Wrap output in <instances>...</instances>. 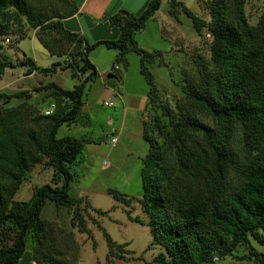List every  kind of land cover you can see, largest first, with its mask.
Here are the masks:
<instances>
[{
    "label": "trees",
    "instance_id": "obj_1",
    "mask_svg": "<svg viewBox=\"0 0 264 264\" xmlns=\"http://www.w3.org/2000/svg\"><path fill=\"white\" fill-rule=\"evenodd\" d=\"M58 1L60 6L47 13L36 11L27 0H0V47L1 38L26 19L51 54L68 57L44 68L31 57L16 65L27 66L28 74L70 69L75 77L90 71L73 89L56 82L41 86L50 92L54 104L50 114L32 118L34 122L45 121L44 131L23 127V111L18 108L6 109L7 113L0 115L1 264H18L29 236L37 264H71L51 249L47 222L42 217L47 201L74 208L72 224L82 232L88 230L80 207L82 199L69 192L76 179L72 167L80 162L87 139L58 138L57 131L64 123L78 121L85 84L98 74L89 58L91 50L99 45L114 49L115 63L122 62L125 67L129 64L127 53L137 52L140 71L150 86L148 96L155 101V77L148 63L161 51L145 50L136 33L159 10L162 0H149L137 14L126 10L106 13L101 20L115 27L117 34L94 42L65 25L64 20L78 12L77 1ZM245 1L209 0L210 21H206L182 1L170 0L171 13L181 5L198 33L206 28L211 34L213 71L203 74L201 90L190 93L193 109L181 112L179 118L154 111L143 129L148 151L143 159L140 202L149 218L152 244L161 249L153 264H221L227 256L247 255L256 263L261 260L252 242L264 246V11L258 23L250 25L244 13ZM229 3L234 12H230ZM9 66L15 63L0 58V78ZM26 93L0 96L13 98ZM198 112L210 114L215 124L198 119ZM45 157L55 169L54 184L35 188L29 200H15L31 168ZM113 194L121 196L114 190ZM106 235L110 254L116 242ZM240 246L249 249V254L235 255Z\"/></svg>",
    "mask_w": 264,
    "mask_h": 264
},
{
    "label": "rangeland",
    "instance_id": "obj_2",
    "mask_svg": "<svg viewBox=\"0 0 264 264\" xmlns=\"http://www.w3.org/2000/svg\"><path fill=\"white\" fill-rule=\"evenodd\" d=\"M27 1L38 12L51 13L53 7L60 6L58 0ZM180 1L202 19L210 21L209 0ZM170 7V0H162L159 10L136 33L139 45L145 50L161 51L153 63H148L155 77V101L148 96L150 86L140 71V55L129 51V64L125 67L122 62L115 63L116 50L99 45L89 55L97 63L98 74L85 84L78 121L64 123L57 131L58 138L73 136L87 139L80 162L72 167L76 179L69 192L82 199L80 207L88 230L82 232L72 224L74 208L56 206L47 201L42 212L51 249L55 254H61L65 262L153 264L154 257L161 250L160 246L152 244L153 235L147 224L149 218L140 202L143 159L148 151L143 129L154 111L169 112L179 118L181 112L193 109L190 93L195 89L201 90L203 74L213 71L209 31L203 28L201 34L198 33L181 5L173 13ZM229 8L230 12L235 11L231 3ZM263 11L264 0L245 1L244 13L250 25L258 23ZM23 20L22 25L16 24L11 33L1 38L0 58L10 60L15 66L7 67L0 78V94L28 93L13 98L0 96V115L7 113L6 109L18 108L23 111L20 123L23 127L44 131L45 121L34 122L32 118L49 109L53 97L41 86L56 82L65 89H73L87 79L90 71L75 77L70 69L28 74L27 66L16 65L26 57L33 58L40 68L50 67L58 60H68L67 56L61 59L51 54L35 36L36 30L26 19ZM109 74L114 77L108 78ZM106 101H112L114 105L105 106ZM197 117L207 124H215L208 113L198 112ZM112 137L117 141L112 142ZM54 172V167L45 157L31 168L14 199L29 200L35 188L54 184ZM113 190L121 193L120 198L115 197ZM106 233L116 242L110 254ZM32 243L29 236L28 249ZM252 247L261 257L264 255L263 245L252 242ZM249 251L240 246L234 254L243 257ZM220 262L259 264L248 255L245 258L227 256Z\"/></svg>",
    "mask_w": 264,
    "mask_h": 264
},
{
    "label": "crops",
    "instance_id": "obj_3",
    "mask_svg": "<svg viewBox=\"0 0 264 264\" xmlns=\"http://www.w3.org/2000/svg\"><path fill=\"white\" fill-rule=\"evenodd\" d=\"M78 12L64 20L65 25L73 31L85 35L91 42L98 39L116 36L117 29L110 27L109 22L101 20L108 13L115 15L120 11L138 13L149 0H76ZM91 59V58H90ZM95 64V60H91ZM97 63L95 64V66ZM98 68V66H96ZM1 264V263H0ZM18 264H37L33 259L32 250H26Z\"/></svg>",
    "mask_w": 264,
    "mask_h": 264
},
{
    "label": "built area",
    "instance_id": "obj_4",
    "mask_svg": "<svg viewBox=\"0 0 264 264\" xmlns=\"http://www.w3.org/2000/svg\"><path fill=\"white\" fill-rule=\"evenodd\" d=\"M6 40H7V41H10L9 38H6ZM116 68H118V67L116 66ZM104 105H105V106H113L114 103H113L112 101H106V102L104 103ZM53 109H54V104H52V105L50 106V108L47 109V110H45L44 112H45V114H50V113L53 111ZM111 141H112V142H116V141H117L116 137H112ZM215 260H217V258H215Z\"/></svg>",
    "mask_w": 264,
    "mask_h": 264
},
{
    "label": "water",
    "instance_id": "obj_5",
    "mask_svg": "<svg viewBox=\"0 0 264 264\" xmlns=\"http://www.w3.org/2000/svg\"><path fill=\"white\" fill-rule=\"evenodd\" d=\"M114 75L113 74H109L108 78H113ZM259 264H264V255L261 257V260L259 261Z\"/></svg>",
    "mask_w": 264,
    "mask_h": 264
}]
</instances>
